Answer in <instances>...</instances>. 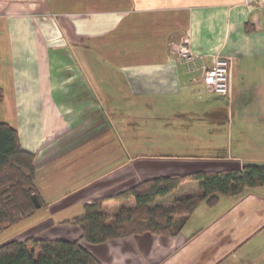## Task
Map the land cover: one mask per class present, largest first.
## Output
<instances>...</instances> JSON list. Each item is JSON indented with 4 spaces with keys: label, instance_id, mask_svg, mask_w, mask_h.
<instances>
[{
    "label": "crops",
    "instance_id": "0c3cea01",
    "mask_svg": "<svg viewBox=\"0 0 264 264\" xmlns=\"http://www.w3.org/2000/svg\"><path fill=\"white\" fill-rule=\"evenodd\" d=\"M184 38L193 63L177 53ZM214 55L231 57L230 104L202 80L200 69ZM109 66L128 86L122 95L115 90L120 97L149 108L170 103L171 110L158 117L165 130L151 123L145 132L150 145L142 147L154 149L155 125L168 145L165 153H132L138 139L122 138L118 145L104 135L109 129L98 104L108 93L100 88L102 94L95 96L91 77L97 79L99 71L104 78ZM0 88V121L14 127L22 148L35 154V185L47 211L38 216L40 208L30 215L31 230L24 227L16 240L34 235L83 241L80 228L67 220L84 204L135 184H127L128 172L143 180L172 171L264 165L250 151L224 149L234 125L228 113L232 119L241 115L262 122L264 134V5L245 6L241 0H0ZM80 110L87 112L81 116ZM252 189L262 191L264 185L233 196L238 200L228 214L207 225L190 222L194 211L174 235L143 233L86 246L101 264H264L233 257L247 238L264 235V198ZM119 203L105 201V208L113 211Z\"/></svg>",
    "mask_w": 264,
    "mask_h": 264
},
{
    "label": "trees",
    "instance_id": "16d2710c",
    "mask_svg": "<svg viewBox=\"0 0 264 264\" xmlns=\"http://www.w3.org/2000/svg\"><path fill=\"white\" fill-rule=\"evenodd\" d=\"M0 88V103L3 101ZM35 154L22 148L17 130L0 121V232L34 214L43 206L35 185ZM186 180L197 182V194L158 202ZM264 185V165L244 163L218 171H193L146 178L118 193L95 199L67 221L78 226L81 238L29 236L0 244V264H101L87 244H101L127 236L150 233L174 235L187 223L197 206H214L220 196H237L245 189ZM40 206L36 207L32 195ZM122 202L116 211L105 201Z\"/></svg>",
    "mask_w": 264,
    "mask_h": 264
},
{
    "label": "rangeland",
    "instance_id": "374dc122",
    "mask_svg": "<svg viewBox=\"0 0 264 264\" xmlns=\"http://www.w3.org/2000/svg\"><path fill=\"white\" fill-rule=\"evenodd\" d=\"M96 68H97V65H94V69ZM99 70H100V67H99ZM98 73L95 76L97 77V79L96 78L93 79L91 77V80H93L91 82L93 85H95L94 87L95 93H96L95 96L102 94V90H101L102 88L104 91H106V93H108V97H106L105 95L102 97L103 103L98 104L99 110L102 111L101 106H103L105 109L104 118L106 122L104 124L109 129V131L106 132L104 135L106 136V134L108 133V137H111L110 140L115 141L114 143L118 145L122 138L126 139L127 141L134 140L135 138L138 139L137 141H135L138 148L137 150H132L131 151L132 153H141V154L152 155V156H158L160 155V153H165L166 151L165 147L168 148V145H165V142H164L165 137L162 135H158L159 131L155 125H154L155 127L154 129L157 130L158 134L154 135L156 139L154 149L147 150L148 148L143 149L142 147L143 146L149 147L150 145L149 141L145 139V136H147L145 135V132L149 131V126H151V123H155L156 125H159L158 128L160 130L161 129H163V131L165 130L164 127L163 128L161 127L162 125L161 123L163 120H160L158 117L166 115V112L171 110L170 103H167V102L153 103V105L149 104L151 106V108H149L145 104L134 102L133 98L130 99L129 97H124V96L120 97L118 93L122 95V93L126 92V90L128 89V86L124 83L125 81L122 79V76L119 75L117 71H114L111 68V66L108 67V72L102 73L104 75V78H101L100 76L101 73L99 74ZM97 80L100 81L99 87H98ZM101 80L103 82H101ZM126 86H127V89H126ZM115 90H117L118 93L115 92ZM116 93L118 95H116ZM113 94L115 95L114 98H113L114 96ZM93 99L95 100L96 98L93 97ZM111 99H115L116 101L110 102ZM211 101H213V99ZM215 101H213V103ZM224 101L226 104L228 103L230 104L231 98L228 100L225 97ZM237 103H235V105ZM78 105L86 106L87 104L79 103ZM80 111L81 113L79 112V115L81 116L87 112L84 110H80ZM228 118L234 121V125H233V131H232V138H230V135L227 137L228 141L226 142V144H224V149L226 148L230 149L231 147L232 151L235 154L237 152L242 153L245 151L246 152L250 151L252 152L253 157H255L256 159H260L259 161L264 162V134L262 131V122H258V121L255 122L253 120H251L250 122L248 120H244L245 118H242L241 115L239 116L237 115V118L233 117L232 119V116L229 113H228ZM72 122L74 121L72 120ZM127 153L129 154L130 152H127ZM176 163L177 165L182 166L181 163L179 162H176ZM178 172L179 171H172V173L169 172L167 174H176ZM181 172L183 174L188 173V172H183V171ZM136 174L137 173L133 175V173L131 172L127 173V179H126L127 184L134 183L139 180V177ZM246 192H249V191H246ZM251 192H253L254 196H259L261 198H264V189H262V191L260 189H252ZM197 193H198L197 182L194 180H186L182 183V185H180L171 194L165 197L159 198L158 202L164 205H169L170 202L175 198L183 197L186 195L197 194ZM111 195H114V194H110V196ZM232 197L233 196H229V197L220 196L219 203L214 205V207H208L205 202L199 204L197 208L195 209L194 215L190 217L191 219L190 222H192L193 225L198 226V224L200 223L209 224L211 221L222 218L223 215L228 214L234 202L238 200L237 199L238 197L237 198H232ZM121 204L122 202H120L119 205L112 207L113 212L116 211L117 208ZM104 207H105V203H104ZM240 208L242 209H240L239 211L244 212V207L241 206ZM232 210H234V208ZM46 212H47L46 209H44L43 207L40 209L38 216ZM48 213H50L49 209H48ZM79 213L75 214L74 216L78 215ZM52 215H55L56 217H59V218L64 217V215L62 214H52ZM29 218L30 217L28 216V218L26 217L20 222H18L17 224L7 227L3 231H1L0 232V244L8 240H11L12 238L18 239L22 237L25 230L30 231L31 229L29 227V224L32 223V221ZM237 225L239 227L240 224H237ZM243 226L244 225H241L242 228ZM24 227H26L25 230L23 229ZM231 228L232 230L233 229L236 230V225L231 226ZM30 236H34V235H30ZM35 237H38V236H35ZM247 239L248 241L246 240L242 244H239L238 248L236 249L237 251L233 257L243 258L245 260L249 258H253V259L256 258V260L261 261V263L264 262V257H260V256H264V235L256 237L255 239H252V238L251 239L247 238ZM200 253L202 252L200 251Z\"/></svg>",
    "mask_w": 264,
    "mask_h": 264
},
{
    "label": "built area",
    "instance_id": "2783aa9c",
    "mask_svg": "<svg viewBox=\"0 0 264 264\" xmlns=\"http://www.w3.org/2000/svg\"><path fill=\"white\" fill-rule=\"evenodd\" d=\"M241 3L245 6H263L264 0H241ZM177 53L183 62L193 63L195 60V56L187 46L186 38L179 45ZM231 65V57L214 55L211 63L209 65H202L200 69L203 83L207 89L228 99L231 98Z\"/></svg>",
    "mask_w": 264,
    "mask_h": 264
},
{
    "label": "water",
    "instance_id": "95a60500",
    "mask_svg": "<svg viewBox=\"0 0 264 264\" xmlns=\"http://www.w3.org/2000/svg\"><path fill=\"white\" fill-rule=\"evenodd\" d=\"M32 199H33V202L36 205V207H39L40 206V202H39V199H38L36 194L32 195Z\"/></svg>",
    "mask_w": 264,
    "mask_h": 264
}]
</instances>
